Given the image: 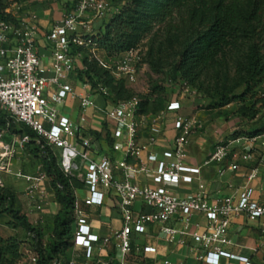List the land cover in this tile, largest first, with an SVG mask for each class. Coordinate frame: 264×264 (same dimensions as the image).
<instances>
[{
  "label": "built area",
  "instance_id": "2783aa9c",
  "mask_svg": "<svg viewBox=\"0 0 264 264\" xmlns=\"http://www.w3.org/2000/svg\"><path fill=\"white\" fill-rule=\"evenodd\" d=\"M76 1L75 11L64 14L48 33L43 34L44 39L52 46L53 63L50 77L44 74L38 51V38L42 34L40 27L31 19L16 17L8 9L5 13L12 15L17 23L0 20V110L12 121L26 125L34 131L38 136V143L43 141L53 151L55 148L60 149V169L65 175L82 181L89 193L83 202L75 199L74 247L85 250L88 264H129L127 257L132 251L133 234L142 235L149 225H163L177 214L189 217L194 213L203 214L209 221L205 232H178L169 227H163L162 232L168 239H173L178 234L189 235L197 247L230 244L226 234L232 214L244 213L251 219L264 217V203L255 201L253 189L248 187L238 196H229L217 205L209 204L208 195L204 190L189 199H183L174 192L175 187L191 184L194 175L199 174V169L187 163V149L196 124L195 119L176 116L174 129L177 136L172 146L161 156L152 154L148 157V162L153 164V167L100 157L91 138L82 134L81 125L86 122L84 114L88 108L95 105L94 97L99 95L108 100L110 93L101 85L92 91L89 84L82 83L80 90H77L67 82L69 75L74 72L76 59L81 58V55H71V45L87 49L92 58L99 61L115 80L124 81L127 85H134L138 80L140 57L137 50H132L117 58H104L107 60L104 63L100 59L102 53L90 40L93 36V32L90 33V23L93 19L102 18L110 10V5L107 0ZM90 14L93 17L89 16ZM69 100L79 101L82 112L80 125H75L59 110V107ZM109 103L111 108L106 117L109 120L111 135L125 142L127 157L140 159L145 149L139 142L145 119L140 114V99L133 97ZM181 108L178 101H173L168 104L167 110L177 113ZM43 122L49 125V129L45 128ZM9 125L10 121L7 127ZM6 131L0 129V187H3L1 173L11 172V163L17 151L24 149L31 142L28 135H11L10 141L5 142L3 137ZM158 132V129H153V134ZM261 140L264 141V134L249 139L237 137L220 141L206 165H222L226 160L232 159L235 162L227 168L230 172H237L252 165L246 175L247 181L252 182L264 170V151L238 152L236 147ZM156 141L154 137L149 140L152 145H155ZM41 168L39 167L36 175H15L28 183L26 193L31 201L42 196V184L48 179ZM139 173L152 175L154 186L132 182L131 176ZM110 194L119 200L123 219L122 229L117 231L114 237L118 257L108 260L95 259L97 245L101 244L107 248L111 240L101 239L93 232L85 209L102 206ZM138 202L148 209V212L136 211L134 206ZM37 209L42 208L38 205ZM29 239L31 242V236ZM137 251H140L139 247ZM143 251L154 253L156 249L144 247ZM21 253L28 264H37L38 256L32 246L26 247ZM223 257L236 258L218 248L212 256L200 259L208 264H219V259ZM236 259L242 264H254L248 258ZM67 264L76 263L74 259H70Z\"/></svg>",
  "mask_w": 264,
  "mask_h": 264
},
{
  "label": "trees",
  "instance_id": "16d2710c",
  "mask_svg": "<svg viewBox=\"0 0 264 264\" xmlns=\"http://www.w3.org/2000/svg\"><path fill=\"white\" fill-rule=\"evenodd\" d=\"M122 6L103 23L99 32L90 40L96 45L105 59L117 58L132 50L156 28L162 27L166 34L167 49L173 54V61L165 63L163 48L155 51L151 46L148 63L154 72H158L157 62L172 70L175 81H181L191 88H197L201 78L218 54L225 48H237L240 42L247 41V50L236 64V83L222 85L215 93L214 108L239 105V115L256 119L264 112V0H121ZM7 4L0 0V20L17 23V20L5 13ZM71 55H81L82 66L75 65L76 79L89 84L91 90L100 85L109 93L108 101L118 102L138 97L141 106L147 104L155 92L163 93L156 86L150 95H137L124 81L115 80L108 70L91 53L82 47L71 45ZM246 103L250 107L245 106ZM261 127L252 137L264 134V113ZM10 121L9 127L7 123ZM0 129H6L10 135H28L31 142L25 146L32 148L30 153L41 160L59 212L54 216L52 229L46 242L39 227L34 226L27 215L19 208L16 195L7 187H0V221L8 218V226L22 230L31 236L32 247L38 260L37 264H67L69 251L74 246V207L76 190L85 188V184L73 176L65 175L59 166L58 154L43 141L38 143L37 134L29 127L18 124L0 110ZM84 136L98 140L100 134L83 131ZM236 135V133L234 134ZM111 147L113 139L109 132L105 136ZM32 146V147H31ZM22 241L15 237L0 238V264H19L22 259Z\"/></svg>",
  "mask_w": 264,
  "mask_h": 264
},
{
  "label": "crops",
  "instance_id": "0c3cea01",
  "mask_svg": "<svg viewBox=\"0 0 264 264\" xmlns=\"http://www.w3.org/2000/svg\"><path fill=\"white\" fill-rule=\"evenodd\" d=\"M63 12L64 10L54 14L52 26L62 18ZM42 27L46 28V25H40L41 29ZM98 32L99 30H96L92 35L95 36ZM38 51L41 57L42 67L45 70L44 74L50 77L52 75L51 67L53 63L52 46L44 39L43 34L38 38ZM76 65L77 67L82 66L81 58L76 59ZM67 82L75 89L80 90L81 83L76 79L74 72L69 75ZM94 100L95 105L86 110L84 114L86 122L81 126L83 131H94L100 134L98 140L91 138L96 153L100 157H110L115 161L125 160L128 164L133 165L148 164L153 167L154 165L148 162V157L152 154L161 156L166 149L172 146V142L177 136V131L174 129L175 118L177 115L184 116L181 110L177 113L170 112L167 113L166 120L157 119L149 127L143 125L144 128L147 127L145 129L147 137L141 138L139 134V142L145 149L140 159H136L127 157L125 142L115 139L111 135L109 120L106 117L107 111L111 108L109 101L99 95H96ZM61 107L62 109L60 112L62 115L70 118L75 125L81 124L80 119L82 112L79 101L69 100ZM200 127L201 126H199V128ZM154 128L158 129L159 132L153 134ZM107 132L110 133L113 139V145L111 147L107 144L105 139ZM191 136L190 138L192 139ZM151 137L156 138L157 141L155 145L150 144L149 140ZM227 140H230V138ZM220 141L222 140L218 142ZM218 142H216L214 146H208L203 142L191 141L189 143L187 149V163L193 168L199 169V174L194 175V180L191 184H181L175 187L173 189L174 192L183 199H189L201 190H204L208 195L209 204L217 205L229 196H238L248 187L253 189V199L259 203H264V170L261 171V174L255 180L248 182L246 175L248 168L252 165H249L248 168H241L237 172H230L227 170L228 166L235 162L232 159L226 160L222 165H206V162ZM236 151H264V141L247 142L241 147L237 146ZM15 166L13 159L11 167ZM37 172L28 175H36ZM17 173H21V171L17 170ZM17 173H15V175ZM16 178L19 181L18 183L13 185H6L3 183V187L9 188L16 195L19 208L23 210L34 226L39 228L41 225V228L49 226L60 208L55 202L54 194L50 189L48 179L42 184V196L35 201H31L26 193L28 183L22 178ZM152 178V175L144 173L131 176V180L134 183L154 186ZM75 195L76 198L83 202L89 193L85 187L84 189L76 190ZM47 201H49V203H47ZM38 205L41 206V210L37 209ZM134 208L136 211L148 212V209L143 208L142 204L139 202L135 204ZM85 211L93 232L101 239L108 238L111 240V244L107 248L102 247L101 244L97 245L94 258H103L104 260L114 257L117 258L118 251L116 249V240L114 237L115 233L121 230L123 226L119 200L110 194L106 197L102 206L88 207ZM208 225L209 221L207 218L203 214L198 213H194L189 217L177 214L163 225L151 224L147 227L144 234L132 235V251L127 257V261L129 264H165V262L169 264H208L200 258L212 256L219 248L236 258L244 257L250 259L254 264H264V217L251 219L244 213L232 214L226 234V238L230 241V244L226 245L212 244L208 247H197L189 235L183 236L178 234L173 239H168L162 232L163 227H169L178 232H205ZM0 228L4 230V233L0 234V238L2 239L9 237L18 238V234L24 232L22 230H15L7 224L3 225L1 221ZM24 234L28 236L26 232H24ZM138 247L140 251H137ZM144 247H152L156 249V252L145 253L143 251ZM69 257L70 259H74L76 264H88V260L85 257V250L81 247L73 246L69 251ZM236 258H220L219 264H242Z\"/></svg>",
  "mask_w": 264,
  "mask_h": 264
},
{
  "label": "rangeland",
  "instance_id": "374dc122",
  "mask_svg": "<svg viewBox=\"0 0 264 264\" xmlns=\"http://www.w3.org/2000/svg\"><path fill=\"white\" fill-rule=\"evenodd\" d=\"M7 4V9L14 13L16 17L23 19H31L39 27L40 25H46V28L41 29L42 34L48 33L52 29L54 22V14L61 12L69 14L76 9V0H4ZM110 5V10L105 15L98 19H93L90 23V33L101 28V25L108 21L110 17L116 12V10L122 6L121 0H107ZM17 5V6H16ZM89 16H92L90 14ZM90 20V18L88 19ZM247 41L240 42L237 48H225L223 54H218L214 61L209 64L208 68L204 72L199 86L197 88H191L185 85L181 81H175L172 77V70L167 65H160L157 62L158 72H154L148 63V52L150 47L153 46L155 51L160 47L164 49L163 55L158 54L155 56V60L162 57L165 63H171L173 61V54L170 49H167V39L165 31L162 27L156 28L155 31L149 35L139 46L137 52L140 57L139 62V76L134 85H127L137 95H150L153 93L156 86L162 87L165 91L163 93L155 92L151 95L147 104L140 108V114L145 118L144 124L149 127L155 120H166L168 104L173 101H178L181 104V111L183 115L188 118H196V124L192 132V139L190 142H203L206 145L214 146L219 140L226 141L227 139H233L237 137H245L247 139L253 136V133L261 127L259 120L262 118V114L256 119L243 118L239 115L238 104H232L225 108H214L213 103L216 101L215 93L217 89H220L222 85L232 86L236 83V64L244 57L247 50ZM100 59L107 62L104 56L101 54ZM247 107H250L249 103H246ZM62 107H59L61 111ZM264 121V119H263ZM264 124V122H263ZM46 129H49V125L43 122ZM199 126H201L199 128ZM146 127V128H147ZM146 128H141V138L147 137L145 133ZM236 133V135H234ZM11 135L6 131L3 140L5 142L10 141ZM32 147V146H31ZM32 148L19 149L14 157V166L11 167L10 173H1L2 182L6 185H13L18 183V179L15 173L21 171L22 174H35L39 166H41V160L34 157L30 150ZM55 152L58 154L60 161L61 150L55 148ZM49 203V201H47ZM8 218H3L1 224L8 223ZM8 225V224H7ZM51 225L40 230L43 235V241L46 242L50 236ZM3 228H0V234H3ZM18 239L22 241L21 251L26 247L32 246L30 239L24 234V232L18 234ZM19 264H28L26 258L22 256Z\"/></svg>",
  "mask_w": 264,
  "mask_h": 264
}]
</instances>
